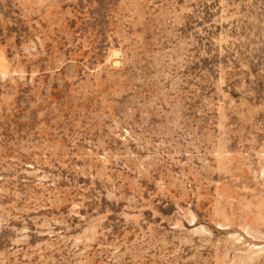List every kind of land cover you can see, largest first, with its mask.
<instances>
[{
    "label": "rangeland",
    "instance_id": "obj_1",
    "mask_svg": "<svg viewBox=\"0 0 264 264\" xmlns=\"http://www.w3.org/2000/svg\"><path fill=\"white\" fill-rule=\"evenodd\" d=\"M0 264H264V0H0Z\"/></svg>",
    "mask_w": 264,
    "mask_h": 264
}]
</instances>
